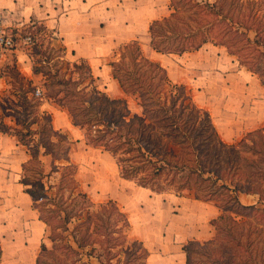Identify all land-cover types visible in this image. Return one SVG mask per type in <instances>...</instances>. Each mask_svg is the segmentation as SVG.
Listing matches in <instances>:
<instances>
[{
    "label": "trees",
    "instance_id": "16d2710c",
    "mask_svg": "<svg viewBox=\"0 0 264 264\" xmlns=\"http://www.w3.org/2000/svg\"><path fill=\"white\" fill-rule=\"evenodd\" d=\"M147 32L149 47L159 54L222 48L264 88V0H168L167 14L153 20ZM107 65L123 98L99 90L84 60L66 62L67 75L32 67L33 74L49 81L41 97L33 95L31 81L12 70L15 88L10 97H0V134L27 149L19 183L52 243L51 249L41 245L34 264H146L149 256L141 242L130 238L127 216L115 202L94 204L78 190L70 142L52 129L51 115L38 110L43 100L66 112L86 145L108 153L122 179L156 194L213 204L219 213L209 221L214 235L185 243L184 264H264V207L259 206L264 204V126L224 143L209 114L195 106L185 87L171 83L161 65L142 54L137 41L119 45ZM48 88L54 91L46 92ZM46 157L51 160L48 176L62 172L54 194L59 197L48 201L53 186L24 178L29 166ZM64 189L66 197L59 194ZM240 194L256 196L258 205H243ZM66 199L75 204L72 213L61 207ZM48 211L58 216L67 236L52 230ZM83 256L89 261H82ZM1 257L0 244V264Z\"/></svg>",
    "mask_w": 264,
    "mask_h": 264
},
{
    "label": "rangeland",
    "instance_id": "374dc122",
    "mask_svg": "<svg viewBox=\"0 0 264 264\" xmlns=\"http://www.w3.org/2000/svg\"><path fill=\"white\" fill-rule=\"evenodd\" d=\"M160 1L161 8L158 18L167 14L168 3L165 2V0H158V2ZM26 33H29L31 37H33L34 42L32 39L30 45L21 46L17 50L26 54L29 60L22 54H18L17 57L12 54L8 58L4 72L0 76V97H10L9 93L15 88L16 83L12 70L15 71L16 69L22 77L31 81L34 89H40L41 92L44 93L45 89H43V84H48L49 81H45L41 75L32 73L31 77H26L24 73H26L28 69L32 71V67H40L42 72L47 71L52 74L65 73L67 75L65 70L66 62H75L69 58L65 59L62 57L59 41L42 26L34 25L33 27L22 29L20 36H24ZM137 42L140 45L142 54L149 60L161 65L166 70L168 79L171 83L185 87L186 91L191 95L195 106L209 114L219 138L224 143H233L239 140L245 133L264 126V88L260 86L255 76L239 68L237 61L228 56L224 49L207 45L197 51L185 53L180 56L158 54L152 52L149 48V36L147 31L145 38L142 39L140 37ZM114 58H116V56ZM108 61L107 59L93 63V75L96 78L95 84L97 87L100 90L105 89L107 95L113 96V87L106 68ZM58 79L59 77L57 76L54 78V81ZM53 89H56V87H53ZM53 89L48 88L46 92H53ZM230 91H232V93ZM228 97L240 98L242 102L248 101L247 109L250 113L244 117V120L238 126H229L223 123L224 117L219 108L224 101L229 99ZM128 102L129 107L134 111V104L129 100ZM244 105L245 103L242 104L241 109L246 107ZM0 114H2L1 110ZM69 142L70 161L77 166L76 179L78 181V190L86 194L89 200L94 204L105 203L109 200L115 202L129 220L130 238L136 240L141 238V228L144 224L143 215L145 216L146 214L153 215V219L155 220L158 218V245H160V241H164L170 236L168 232L170 224L173 228L170 236L173 247L179 248V246L187 241H206L213 237L214 230L208 225V221L218 213L213 204L197 202L189 196L178 198L170 193L156 194L152 192L150 194L149 192H142L133 182L121 179L115 162L110 155L99 149L87 146L81 135L76 141L71 140ZM56 164L58 166L63 165V163ZM50 170L51 160L46 157L42 159L40 165H31L24 172V178L27 181H42L45 187H47L48 184L53 186L50 191L46 189L47 194L44 200L47 201L49 197L50 199H57L59 197L54 196V194H58V192H55V187L60 185L58 184L59 174L62 173L61 170H59L58 173H51L48 176ZM104 173L108 174L113 181L105 182L107 185L102 188L104 183H101V181L104 180L102 177ZM44 175L47 176L44 177ZM20 178L21 172L19 173L18 181ZM67 178L69 179V177ZM60 193L61 196L64 197L68 195L66 189L60 190L59 194ZM147 197L150 203L148 205L145 204L147 202ZM62 201L63 200H61V202ZM249 201V198L241 199V202L244 204ZM64 202H66L67 205L65 206V204H63L61 207L65 208L64 211L72 213L75 204L67 199ZM31 205L28 208L31 213L30 215H32L34 221L37 222V212L33 210ZM259 206L264 207V204ZM48 207L53 209L51 206ZM20 212L21 209L19 206L10 205L8 202L0 203V244L2 240L6 238V235H2L4 233L3 231H5L8 223L12 219H16L19 216ZM47 213L51 218L52 230L55 229L54 232L59 234L64 233L62 227L58 226V216H55L53 211H48ZM22 215L23 214L19 217ZM30 215L28 216L30 217ZM61 217L62 216H60V218ZM68 226L71 228L72 224ZM44 230L45 226L42 224L40 237L36 241L37 249L32 264H34L35 257L41 245H44L47 249L52 248V243L47 239V234L44 233ZM154 231L152 232V230L149 229V233L151 232L150 235H155ZM16 232L17 231L11 233L10 237L12 238H9V240L7 239L8 245L15 239L14 236L17 235ZM23 232L24 233L21 234L22 241L24 240L23 243L26 246L31 236L28 230ZM64 236H67V234L64 233ZM57 243V245L62 244L61 242ZM151 254L147 264H182L180 258L173 256H171L170 259L161 258L159 252L157 258L154 252ZM63 255V251L57 252V256L60 258H62ZM90 260L93 261L92 259ZM1 261L2 264H20L17 256H15L14 252L9 248H2ZM47 261L48 263L51 262L50 259ZM82 261L89 260L87 257L83 256Z\"/></svg>",
    "mask_w": 264,
    "mask_h": 264
},
{
    "label": "crops",
    "instance_id": "0c3cea01",
    "mask_svg": "<svg viewBox=\"0 0 264 264\" xmlns=\"http://www.w3.org/2000/svg\"><path fill=\"white\" fill-rule=\"evenodd\" d=\"M165 2L168 3V0ZM160 5L161 1L158 2V0H0V9L5 11L9 26L16 27L18 30L34 25L42 26L63 46L65 59L88 62L92 75L93 63L109 60L119 45L137 41L140 37L145 38L149 24L158 19V15H160ZM151 51L154 52L152 49ZM13 54L15 57L22 54L29 60L26 54L18 50ZM106 68L108 77L111 79L108 65ZM24 75L31 77L32 71L28 69ZM111 84L113 96L107 95L105 89L101 91L110 98H123L124 95L116 81L111 79ZM38 110L49 113L52 129L65 134L69 141H76L80 135L82 136V132L71 124L66 112L56 105L43 100ZM68 156L70 161V153ZM28 159L27 149L20 145L14 137L0 134V203L8 202L10 205L19 206L21 209L19 216L31 214L28 209L32 204L31 199L28 194L24 193V188L18 181L21 165ZM137 188L142 192L152 193L147 189ZM238 198L240 202L242 198L250 199L246 204L241 202L243 205H258L256 196L240 194ZM145 204H150L148 197ZM216 214L212 219H215L219 213ZM143 217L144 224L141 228L140 241H138L149 252L147 261L152 252L157 258L159 252L161 258L170 259L173 256L180 258V262L184 264L181 248L188 241L179 248L173 247L170 237L173 228L170 224L168 228L170 236L164 241H160V245H158V218L155 220L153 215L147 214ZM31 221H34L33 217ZM209 221L208 225L210 226ZM37 222L43 224L38 218ZM149 229L152 232L155 230V235H150ZM5 235L7 236V234Z\"/></svg>",
    "mask_w": 264,
    "mask_h": 264
},
{
    "label": "bare ground",
    "instance_id": "6f19581e",
    "mask_svg": "<svg viewBox=\"0 0 264 264\" xmlns=\"http://www.w3.org/2000/svg\"><path fill=\"white\" fill-rule=\"evenodd\" d=\"M230 92L232 93V91H230ZM243 103H245L244 106H246V107H244V109H241V106ZM247 107H248V101L242 102L240 98L239 99L238 98H229L228 100L224 101L219 108V110H221L223 117H224L223 123L226 125H229V126L230 125H235V126L240 125L241 122L244 120V117L250 113V111L247 109ZM246 121H247V119H246ZM245 123H247V122H245ZM106 173H104L102 175V177L104 179L103 181H101V183H104L102 185V188L105 185H107L106 184L107 182L113 181V179ZM31 219L32 218H30L27 214H24L21 217H17L16 219H12L8 223L5 231H3L4 233L2 234L4 236H5V234H7V236H5L6 238L4 240H2V242H1L2 248L3 249H6V248L11 249V251L14 252V255L17 256V258L19 259L20 264H32L33 263V257L35 255V251L37 249L36 248V241L38 240V238L40 237V234H41V224H39L35 221H31ZM26 230H28V232L30 233L31 238H30V240H28L29 242L25 246L23 243L24 240L22 241V235L21 234L24 233L23 231H26ZM14 231H17L16 232L17 235L14 236L15 239L13 240V242L11 244L9 243V245H8L7 239L9 240V238H12V237H10V235Z\"/></svg>",
    "mask_w": 264,
    "mask_h": 264
},
{
    "label": "built area",
    "instance_id": "2783aa9c",
    "mask_svg": "<svg viewBox=\"0 0 264 264\" xmlns=\"http://www.w3.org/2000/svg\"><path fill=\"white\" fill-rule=\"evenodd\" d=\"M21 30L7 24L6 13L0 9V76L4 71L8 58L21 46H28L32 43L30 34L20 36ZM35 97H41L40 89L33 92Z\"/></svg>",
    "mask_w": 264,
    "mask_h": 264
}]
</instances>
